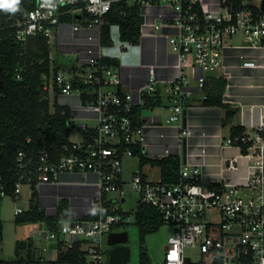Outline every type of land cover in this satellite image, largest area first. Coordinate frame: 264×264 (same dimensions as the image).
Returning <instances> with one entry per match:
<instances>
[{
    "label": "built area",
    "instance_id": "2783aa9c",
    "mask_svg": "<svg viewBox=\"0 0 264 264\" xmlns=\"http://www.w3.org/2000/svg\"><path fill=\"white\" fill-rule=\"evenodd\" d=\"M118 1L139 9L151 4L171 5L176 16L168 24L174 28L167 38L170 49L180 63L189 59L192 67L203 72L222 70V50L231 35L241 34L249 44L264 45L262 0H215L216 11L206 8L205 0H31V7L12 24L14 39L24 45L29 37H45L51 63L60 24L70 22L72 32L97 28L100 35V27L108 23L107 14ZM66 15L73 19L65 20ZM163 25L153 26L159 29ZM88 52L91 54L85 60L79 51L73 53L71 69L43 73L41 86L48 91L50 103L54 93L76 94L81 108L95 113L96 125L79 122L81 141L69 142L57 155L41 142L36 152L16 153L13 171L0 169V199L18 197L23 185L30 187L32 193L42 183L55 182L63 172H93L97 176L98 192L90 199L88 217L69 218L52 226L37 222L30 238L43 262L55 261L59 252L77 248L78 264H107L109 246L105 248L104 237L122 231L124 223L130 222L128 215L114 205L119 198L125 201L123 186L127 182L121 176L122 160L137 156L136 147L142 152L144 129L155 123L142 111L155 107L150 98H161L154 67L148 68L146 83L134 95L122 88L118 64H108L100 53ZM254 64L252 60L243 61L244 66ZM15 77L21 78L18 68ZM195 79L198 89H203L205 77L198 75ZM164 91L166 122L176 123L184 140L191 134L182 119L192 90L181 68ZM69 119L73 120L72 116ZM224 144L237 145L250 161L243 185L212 187L203 181L198 166L183 162L177 179L170 183L160 177L152 180L140 169L132 173L129 185L137 192L139 204L154 206L163 222L173 227L162 259L136 264H264V119L236 139L227 136ZM227 167L234 169L235 159H227ZM113 192L118 193L117 198L108 196ZM22 212L19 207L14 210L15 216ZM206 214L211 218L204 220ZM186 250L195 252L196 257L187 260Z\"/></svg>",
    "mask_w": 264,
    "mask_h": 264
},
{
    "label": "crops",
    "instance_id": "0c3cea01",
    "mask_svg": "<svg viewBox=\"0 0 264 264\" xmlns=\"http://www.w3.org/2000/svg\"><path fill=\"white\" fill-rule=\"evenodd\" d=\"M205 4L208 9L217 10L215 0H205ZM140 13L143 22L140 25L141 36L137 44L121 41L117 25L110 26V35L113 41L112 33L115 28L119 40L115 38V44L102 46L97 28H82L72 32L70 22L60 24L57 27V40L52 48V52L54 51L57 56L53 53L54 59L51 66L56 65L58 69H64L57 59L60 54H63L61 56L63 58L68 55L66 54L67 47L58 40L67 39L69 45L76 47L72 56L73 53L79 51L87 57L91 54L88 51L91 50L92 54L103 55L105 61L116 62L121 69L122 88L132 91L134 95L136 89L146 83L150 66L154 67L159 91L178 75L181 68L192 90V95L184 107L182 119L183 124L191 130V134L182 140L176 123L166 122L168 113L163 117L159 113L156 114L157 111L149 116L142 111L144 116L152 117L155 123L145 127L144 146L140 152L150 158L176 155L183 163L198 166L202 179L206 183H218L222 186L243 185L247 179L250 161L237 145H225L224 139L230 136L231 125H239L244 132H250L261 119H264V45L249 44L241 34L231 35L226 39L222 50V64L224 65L222 70L203 72L199 68L192 67L189 59L185 63H180L177 54L170 49L167 38L174 28L168 24L176 16L171 5L151 4L141 8ZM155 23H164V25L155 29L153 26ZM245 60H252L255 64L244 66L243 61ZM71 67L69 63L68 68L64 70L71 69ZM198 75H203L205 82L210 77L226 79L223 102L238 108L231 124L222 125L225 113L222 106L202 103L205 91L198 89L195 79ZM58 97L59 95H57L58 104L69 109L73 120H78V123H85L84 120H88L84 118L80 99L76 95H62L59 100ZM154 108V111L162 110ZM82 137L81 133V139ZM183 148H185L184 152ZM135 157L138 158V156ZM229 158L235 159L234 169L227 167ZM147 166L157 168L159 172L158 167L148 163L139 166V169L142 171V168ZM142 172L148 176L147 173ZM96 181L97 176L93 172L60 173L55 182L42 183L37 187L38 206L46 215L53 216L57 212L59 202L65 200L68 204L69 217H85L89 213L90 199L98 192Z\"/></svg>",
    "mask_w": 264,
    "mask_h": 264
},
{
    "label": "trees",
    "instance_id": "16d2710c",
    "mask_svg": "<svg viewBox=\"0 0 264 264\" xmlns=\"http://www.w3.org/2000/svg\"><path fill=\"white\" fill-rule=\"evenodd\" d=\"M30 1L19 0L16 12L0 8V169L3 171H13L15 156L19 150L36 152L41 148L42 142L51 154L57 155L62 147L70 142L67 126L71 116L69 109L58 104L57 93H54L53 101L50 103L48 91L41 86V75L48 73L50 69L53 71L58 69L56 65L51 66L46 38L29 37L24 45H20L14 39L12 24L21 13L31 7ZM232 1L236 3V0ZM141 17L139 7L127 6L123 1L115 2L107 14L108 23L100 27V44L112 45L111 25L118 26L121 41L137 44L141 36ZM64 19L71 21L73 16L66 15ZM105 62L116 64L114 61ZM16 68L21 74L20 79L15 77ZM225 86L226 79L222 77H210L203 86L206 97L202 99V103L220 105L225 109L222 125L231 124L238 110L237 107L223 102ZM149 100L154 106L161 104V98L157 96ZM242 132L241 126H230L229 135L232 139L238 138ZM27 138H30V142H27ZM135 151L139 166L148 163L158 167L160 178L164 182L170 183L177 179L182 162L180 157L168 155L150 158L141 153L138 147ZM210 185L217 187L219 184ZM69 218L71 217L68 215V204L65 200L59 202L55 215H46L38 206L37 191L34 189L29 197L28 209L16 215L15 222L19 225L43 222L52 226ZM133 223L138 229L140 261L150 262L148 248L144 244L145 237L158 231L165 223L159 210L148 204L138 205ZM1 231L0 222V242ZM79 256V250L72 248L67 252H59L55 261L43 262V258L37 254L33 240L29 237L28 240H17L14 258H0V264H65L66 261L78 264Z\"/></svg>",
    "mask_w": 264,
    "mask_h": 264
},
{
    "label": "rangeland",
    "instance_id": "374dc122",
    "mask_svg": "<svg viewBox=\"0 0 264 264\" xmlns=\"http://www.w3.org/2000/svg\"><path fill=\"white\" fill-rule=\"evenodd\" d=\"M117 30L114 28L112 37L113 41L112 44H115V38L117 37ZM119 40V39H118ZM59 43H63L67 47L66 57H61L63 54H60L58 62L63 66L64 69L68 68V65L70 63V60H72L73 56L71 55L73 51L76 50V47L71 46L68 44V40L61 39L58 40ZM57 41V42H58ZM54 48V47H52ZM54 53V51L52 52ZM54 56L55 55L54 53ZM86 57H82V60H85ZM160 96L162 98V106L161 107H155L162 109L161 111L153 109H145L143 112L147 115L154 114H161L163 117H165V114L167 113L166 108L164 107L167 99H166V92L163 88L160 89ZM76 95V94H71ZM62 96V94H61ZM59 95L58 100L61 97ZM77 96V95H76ZM78 97V96H77ZM79 98V97H78ZM154 108V109H155ZM82 111H84V118H88V120H84L85 123L88 126H94L96 125L97 121L94 119L95 113L93 111H86L82 108ZM74 122V123H73ZM77 123L78 120H72L69 119L67 122V126L69 127V140L71 141H77L79 142L81 140V132L77 129ZM138 158L135 156H126L122 160V180L126 181L127 183L123 186L124 190V197L125 201H120V198L118 201H115L114 205L115 207H119L122 212H125L128 215V218H130V222L124 223L123 229L128 233V239L126 242V245L129 248V259L127 261V264H136L140 262L139 257V238H138V229L137 226L133 223V216L135 211L138 208L139 200H138V194L135 190L132 189V187L129 185V182L131 180V175L134 171H137L139 169L138 164ZM142 171L147 173L148 177L152 180H156L159 178V172L157 168H149L143 167ZM20 195L18 197L15 196H5L2 199H0V222L2 224V231H1V237L2 240L0 242V258L5 259H11L15 256V242L17 240H28L29 237H31L33 232L37 229L38 223H27L19 225L15 222V214L14 210L16 208H21L23 211L28 209L29 206V197L31 194V189L27 185L21 186L20 189ZM108 196H111L113 198L118 197V193L113 192L108 194ZM211 216L209 214H206L203 216L204 220L210 219ZM173 227L169 224H163L160 229L154 233L148 234L145 237V246L149 248H153L154 252L156 254V258L158 260L162 259L163 253L167 246V239L172 234ZM53 242V241H52ZM50 242V246H54V242ZM104 246L107 248V238L104 237ZM187 260L194 259L195 252H192L191 250H186ZM43 258V257H42ZM36 264V263H32Z\"/></svg>",
    "mask_w": 264,
    "mask_h": 264
},
{
    "label": "water",
    "instance_id": "95a60500",
    "mask_svg": "<svg viewBox=\"0 0 264 264\" xmlns=\"http://www.w3.org/2000/svg\"><path fill=\"white\" fill-rule=\"evenodd\" d=\"M261 9L264 11V0L261 2ZM79 18L80 16H76ZM143 22V17H141ZM183 148V152H184ZM128 239V233L126 231L111 232L107 236V245L109 249L107 251L108 260L107 264H127L129 259V248L126 245ZM149 255L152 261H156V254L153 248L148 249Z\"/></svg>",
    "mask_w": 264,
    "mask_h": 264
},
{
    "label": "clouds",
    "instance_id": "9594fccd",
    "mask_svg": "<svg viewBox=\"0 0 264 264\" xmlns=\"http://www.w3.org/2000/svg\"><path fill=\"white\" fill-rule=\"evenodd\" d=\"M19 4V0H0V8L9 10L11 12H16V5Z\"/></svg>",
    "mask_w": 264,
    "mask_h": 264
},
{
    "label": "flooded vegetation",
    "instance_id": "af4514ba",
    "mask_svg": "<svg viewBox=\"0 0 264 264\" xmlns=\"http://www.w3.org/2000/svg\"><path fill=\"white\" fill-rule=\"evenodd\" d=\"M108 249H109V247H108ZM108 249H107V251H108Z\"/></svg>",
    "mask_w": 264,
    "mask_h": 264
}]
</instances>
